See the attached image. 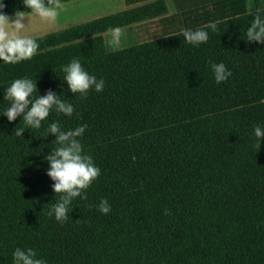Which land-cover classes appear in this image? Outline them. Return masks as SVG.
<instances>
[{
	"label": "trees",
	"instance_id": "16d2710c",
	"mask_svg": "<svg viewBox=\"0 0 264 264\" xmlns=\"http://www.w3.org/2000/svg\"><path fill=\"white\" fill-rule=\"evenodd\" d=\"M124 1L142 4L35 38L29 60L0 61V264H14L17 247L46 264H264V139L259 147L254 135L264 128V43L246 37L264 0L251 10L249 0H174L184 27L109 51V29L168 13L165 0ZM2 2L9 16L31 12ZM213 22L216 31L205 27ZM200 28L209 39L198 46L181 34ZM72 59L105 81L101 92L68 90L62 69ZM211 63L231 76L218 84ZM17 78L36 82L33 98L52 91L74 113L53 109L38 129L9 122L5 89ZM53 122L87 125L78 139L101 169L63 222L49 215L62 195L46 174Z\"/></svg>",
	"mask_w": 264,
	"mask_h": 264
},
{
	"label": "clouds",
	"instance_id": "9594fccd",
	"mask_svg": "<svg viewBox=\"0 0 264 264\" xmlns=\"http://www.w3.org/2000/svg\"><path fill=\"white\" fill-rule=\"evenodd\" d=\"M26 8L31 9V13L48 21H54L59 15L58 9L64 6L60 0H22ZM5 4L0 0V61L5 64H16L31 59L39 48L36 39L23 35L27 25L23 23L28 17L24 11H16L14 16H9L3 12ZM251 14V13H250ZM212 31L217 30L216 23H209L205 26ZM113 37V43L121 33V29L116 27L108 30ZM185 41L189 44L198 46L207 43L209 34L203 28L196 30H181ZM247 41H257L264 43V17L259 13L253 14V19L246 31ZM215 81L219 84L231 76L223 63H211ZM65 73L64 81L68 85V90L73 93H79L81 96L91 89L101 92L104 88L105 81L97 79L94 75L89 74L78 59H72L70 63L63 67ZM38 93L36 82L28 78H17L9 87L5 89L4 99L10 101L3 114L9 122L15 121L22 117L23 121L30 128H40L42 122L55 109L57 113H63L71 116L74 113V106L57 97L52 91L46 95L33 94ZM87 125H81L75 129L64 130L58 122H53L48 126V133L56 136L55 143L57 147L51 154L45 157L49 164L47 176L54 181L53 191L56 194H62L57 203L52 206L49 215H55L57 221L67 220L69 205L76 197L86 198L85 190L96 180L101 169L97 167L91 155L84 153L78 137H81L86 131ZM24 129L17 131V135H22ZM254 135L257 138L260 147L261 140L264 139V128L254 127ZM82 194H84L82 196ZM98 211L108 214L111 206L107 200H102L98 206ZM170 210H165L169 214ZM14 264H46V261L37 258V253L31 249H22L17 247L13 252Z\"/></svg>",
	"mask_w": 264,
	"mask_h": 264
},
{
	"label": "rangeland",
	"instance_id": "374dc122",
	"mask_svg": "<svg viewBox=\"0 0 264 264\" xmlns=\"http://www.w3.org/2000/svg\"><path fill=\"white\" fill-rule=\"evenodd\" d=\"M171 1L173 4L169 3L168 6L172 13H174L176 12L175 2L174 0ZM61 4L64 7L58 9L59 15L54 21L44 20L35 14H29L31 12H27L26 15L28 17L23 21L27 27L22 34L33 38H41L46 34L60 31L69 26L119 11L117 0H72ZM247 8L251 10L253 7L247 5ZM159 36H147L145 39H153ZM104 41L109 51L119 50L121 49L120 47H125V43L122 40H117V42L113 43L112 34H105Z\"/></svg>",
	"mask_w": 264,
	"mask_h": 264
},
{
	"label": "crops",
	"instance_id": "0c3cea01",
	"mask_svg": "<svg viewBox=\"0 0 264 264\" xmlns=\"http://www.w3.org/2000/svg\"><path fill=\"white\" fill-rule=\"evenodd\" d=\"M179 1L181 3V0ZM165 2L168 8L167 15L162 16V17L153 18L150 20H145V21L121 28V33L119 35L120 38H118L117 40H122V42L125 43V47H127L130 45L152 40V39H145L147 36H154V35L159 36L160 35L159 37H161V36H164L166 34H169L175 31V29L184 27V25L186 24V21L182 17V15L173 16L177 12L172 13L170 7L168 6L169 3L173 4L172 1L165 0ZM195 2H197L198 5L201 4V0H196ZM141 4L142 3H135L134 5H126L124 0H117V6L119 5L118 7L119 11L126 10L132 7H136ZM248 5L252 6V0L248 1ZM105 34H111V33L108 32ZM105 34H103V38ZM120 48H123V47H120Z\"/></svg>",
	"mask_w": 264,
	"mask_h": 264
}]
</instances>
